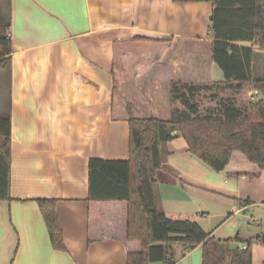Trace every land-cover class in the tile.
Returning <instances> with one entry per match:
<instances>
[{"label":"crops","instance_id":"crops-1","mask_svg":"<svg viewBox=\"0 0 264 264\" xmlns=\"http://www.w3.org/2000/svg\"><path fill=\"white\" fill-rule=\"evenodd\" d=\"M213 8L210 1L12 0L14 199L0 201V264H127V205L102 202L101 215L90 218L89 160L129 158L126 101L137 113L167 117L172 80H224L211 60ZM175 135L157 173L168 216L195 217L213 236L236 216L245 220L254 205L263 221L264 170L235 150L218 172ZM35 198L58 200L67 250L52 245ZM212 212L223 220L205 228L200 215ZM175 251V264H202V244Z\"/></svg>","mask_w":264,"mask_h":264},{"label":"trees","instance_id":"trees-1","mask_svg":"<svg viewBox=\"0 0 264 264\" xmlns=\"http://www.w3.org/2000/svg\"><path fill=\"white\" fill-rule=\"evenodd\" d=\"M210 1L211 60L224 72L221 81L170 82L168 116L133 110L128 159L89 160L90 218L99 217L100 203L127 205V264L176 263L175 245L183 254L203 245L202 264H253L252 240L240 235L216 238L188 218H172L158 201L157 173L169 154L168 141L183 136L189 151L216 171H222L235 150L264 170V0ZM12 0H0V201H11V107L9 85L14 46L10 35ZM139 39V37H135ZM250 42L240 45L237 42ZM258 91L255 95L254 91ZM117 95V92H116ZM259 173L251 176H258ZM241 206L251 199L231 195ZM20 199V200H29ZM46 221L52 245L67 250L55 198H35ZM264 245V233L256 237ZM235 240L245 244L231 246ZM264 264V262H263Z\"/></svg>","mask_w":264,"mask_h":264},{"label":"rangeland","instance_id":"rangeland-1","mask_svg":"<svg viewBox=\"0 0 264 264\" xmlns=\"http://www.w3.org/2000/svg\"><path fill=\"white\" fill-rule=\"evenodd\" d=\"M260 209L257 206L251 207V210L247 211L246 219L239 220L238 217L234 218V220H230L227 224H224L220 227L218 231H215V237H225V238H235L237 235H240L244 239L252 240V250H253V264H263L262 257L264 256V245L258 241L256 238L258 234L264 233V217L263 221H261L260 217H258V213ZM214 212L205 216L204 218L200 215L202 220V224L205 228H215L222 222V218L214 216ZM246 214V212H245ZM195 218V217H194ZM192 218L191 220H194ZM197 219H195L196 221ZM263 222V223H260ZM3 228L0 227V231ZM231 246L236 247L240 243L233 240ZM176 247H180V244H176ZM259 247V248H258Z\"/></svg>","mask_w":264,"mask_h":264},{"label":"built area","instance_id":"built-area-1","mask_svg":"<svg viewBox=\"0 0 264 264\" xmlns=\"http://www.w3.org/2000/svg\"><path fill=\"white\" fill-rule=\"evenodd\" d=\"M257 93H258V91H256V90L253 92V94H255V95H256Z\"/></svg>","mask_w":264,"mask_h":264},{"label":"water","instance_id":"water-1","mask_svg":"<svg viewBox=\"0 0 264 264\" xmlns=\"http://www.w3.org/2000/svg\"><path fill=\"white\" fill-rule=\"evenodd\" d=\"M210 18L212 19V16H211ZM175 133H176V131H173V132H172V134H175Z\"/></svg>","mask_w":264,"mask_h":264}]
</instances>
